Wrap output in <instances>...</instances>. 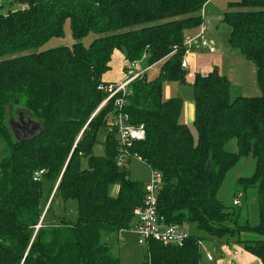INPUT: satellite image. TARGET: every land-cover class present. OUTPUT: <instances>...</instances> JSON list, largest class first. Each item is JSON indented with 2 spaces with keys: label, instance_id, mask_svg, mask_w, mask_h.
I'll use <instances>...</instances> for the list:
<instances>
[{
  "label": "trees",
  "instance_id": "obj_1",
  "mask_svg": "<svg viewBox=\"0 0 264 264\" xmlns=\"http://www.w3.org/2000/svg\"><path fill=\"white\" fill-rule=\"evenodd\" d=\"M13 1L25 6L2 13L0 0V264H120L101 235L130 229L145 184L130 178V158L121 157L115 130H109L112 101L97 110L105 97L97 87L107 83L102 76L115 49L129 63L159 66L151 80L131 82L124 106L130 122L145 130L129 152L160 173L157 213L204 233L190 234L180 247L151 242L140 264H200L204 239L242 242L264 264V0L230 2L238 10L222 17L230 27L228 46L254 64L261 94L232 96L230 81L216 68L195 73L196 140L179 121L182 99H163L162 85L186 83L184 41L203 24L200 11L209 0ZM66 21L72 46L39 50L63 35ZM90 33L95 36L84 46L80 41ZM20 104L40 126L23 142L4 119L9 106ZM100 131L104 150L98 156L93 148ZM232 140L236 151L226 148ZM248 157L253 171L236 179L240 195L233 197L255 194L253 224L240 222L236 207L219 198L227 173ZM44 181L52 184L47 203L58 198L71 210L51 224L41 213Z\"/></svg>",
  "mask_w": 264,
  "mask_h": 264
},
{
  "label": "rangeland",
  "instance_id": "obj_2",
  "mask_svg": "<svg viewBox=\"0 0 264 264\" xmlns=\"http://www.w3.org/2000/svg\"><path fill=\"white\" fill-rule=\"evenodd\" d=\"M3 3L2 13L8 10H16L23 8L25 5L20 4L13 0H1ZM238 0H209L207 4L200 11L203 14V23L206 27L205 37L208 40H213L215 48L214 53H208L203 49L196 50L191 54L186 52L183 55V60H187L189 63V70L186 71L185 84L180 82H164L162 85L163 99L169 97H179L183 101L182 113H190L193 105V93L191 87V80L193 78L194 70L199 73H207L208 71L216 68L218 72L227 77L231 83V95H243L246 97H256L261 94L260 88L256 81V71L254 64L243 57L237 50H233L228 46L227 40L229 37L230 27L222 20L225 12L238 10V8L228 7V3ZM193 31V30H192ZM198 28L194 30L197 32ZM94 34L90 33L84 37L80 42L84 46L88 44L94 38ZM74 40L71 36L69 24L66 21L64 24L63 35L61 37H53L46 43H44L39 50H45L57 46L71 47ZM141 74L140 78L146 77L147 80H151L158 74V65H154L150 68H145L144 61L139 63ZM129 66V62L125 59L124 53L120 50H114L111 55L110 68L106 71L102 79L106 80H118L122 78V73L125 74L124 68ZM146 69V70H145ZM183 69V68H182ZM185 70V69H184ZM136 72V71H135ZM125 77V76H124ZM22 104L18 106H9L5 112V121L10 127V121H18L19 114L25 116V111L22 110ZM181 120L184 121L183 117ZM180 120V121H181ZM190 131L196 140V130L191 124L189 126ZM103 138L104 132L100 131L97 136V143L94 145L93 153L95 155H103ZM227 150L236 151L235 141L232 140L227 146ZM3 144L0 143V160L4 157ZM253 160L248 158H241L238 164L227 173L223 186L220 189L219 198L225 202L228 206L233 205L237 212L239 211V221L248 218L251 224L257 221L256 210V196L251 190L243 193L240 196V205L235 206L232 201L238 199L236 194L235 181L239 177H248L253 171ZM82 166H86V160H82ZM129 176L134 181H139L143 184H147L151 180V168L144 162L137 158H131L129 165ZM52 184L48 181L43 182V197L41 201V213L44 215V223H49L55 220L56 215H67L71 210L65 211L63 203L60 199L54 198L51 202L47 203L48 196L51 191ZM117 187L111 188V195H116ZM236 194L235 198L233 195ZM73 204V203H72ZM74 205V204H73ZM68 210V209H66ZM44 213V214H43ZM132 226L130 227V229ZM185 231L190 235L204 236V233L197 229L195 225H184ZM132 230V229H131ZM246 234L244 233L243 236ZM101 241L107 242L111 247V252L116 255L120 264H140L143 256L145 255V248L137 243L136 236L132 231H120V235L117 234H102ZM201 260L200 264H262L261 261L247 252L242 242H222L215 243L210 239H204L200 243ZM236 252V254H234ZM210 255L213 259L207 260V256Z\"/></svg>",
  "mask_w": 264,
  "mask_h": 264
},
{
  "label": "built area",
  "instance_id": "obj_3",
  "mask_svg": "<svg viewBox=\"0 0 264 264\" xmlns=\"http://www.w3.org/2000/svg\"><path fill=\"white\" fill-rule=\"evenodd\" d=\"M206 27L204 23L199 26L198 31L194 35L187 36L184 41L185 52L190 53L194 50L203 49L208 53H214L215 48L213 42L205 37ZM141 62V61H140ZM140 62H131L126 68L125 77L122 81L112 83L107 82L100 84L98 90L105 93V97L99 104L97 110L104 107L109 101H112V112L108 116L109 130H115V137L119 152L122 158H137L142 159L136 154L129 152L133 142L142 141L145 138V130L143 124L134 125L130 122L128 114L124 111L127 96L130 93L129 86L135 79H140ZM181 67L187 68L186 60L181 61ZM136 71V72H135ZM143 162V161H142ZM44 174V170H38L34 173L33 179L39 180ZM160 183V173L151 171V180L145 184V194L143 204L134 210V217L130 227L135 236L137 243L145 248V253L148 254V249L151 242H158L163 245L182 246L189 234L184 227L175 223H167L165 219L157 213V191ZM235 206L240 205V200L233 201ZM40 223L35 226L38 228ZM213 258L208 255L207 260Z\"/></svg>",
  "mask_w": 264,
  "mask_h": 264
},
{
  "label": "crops",
  "instance_id": "obj_4",
  "mask_svg": "<svg viewBox=\"0 0 264 264\" xmlns=\"http://www.w3.org/2000/svg\"><path fill=\"white\" fill-rule=\"evenodd\" d=\"M197 32H194V31H191V32H188V35L190 36V35H194V34H196ZM210 41H212L213 42V40H210ZM196 50H194V51H191L189 54H191V53H193V52H195ZM206 51V50H205ZM188 54V53H187ZM188 54V55H189ZM111 61V60H110ZM186 63H187V68L185 69V71H190L189 69V63L187 62V60H186ZM109 65H110V63H109ZM125 71V70H124ZM195 72H194V74L195 73H199V72H197L196 70H194ZM211 71V70H210ZM210 71H208V72H210ZM207 72V73H208ZM189 73V72H188ZM194 74H193V77H194ZM200 74H202V73H200ZM204 74H206V73H204ZM203 74V75H204ZM124 76H125V74L124 73H122V78H120V79H118V80H111L110 78H107L106 80H103L104 82H112V83H116V82H120V81H122L123 79H124ZM192 81H193V78H192V80H191V83H192ZM167 99V98H166ZM183 108V107H182ZM183 117V119H184V121L183 120H181V118ZM193 119H194V104L192 105V107H191V110H190V113H185V115L183 116V113H182V110H181V113H180V116H179V121L180 122H182V123H184V124H186L188 127L192 124V122H193ZM54 222V220L52 221V222H49V224H51V223H53ZM126 231V230H125ZM120 235V232L117 234V236H119ZM104 242V241H103ZM104 243H106V244H108L107 242H104ZM234 254H236V252L234 253Z\"/></svg>",
  "mask_w": 264,
  "mask_h": 264
},
{
  "label": "water",
  "instance_id": "obj_5",
  "mask_svg": "<svg viewBox=\"0 0 264 264\" xmlns=\"http://www.w3.org/2000/svg\"><path fill=\"white\" fill-rule=\"evenodd\" d=\"M21 118H22V115H19V120H22ZM10 126H11V130L13 132L15 139L20 142L30 140L34 136L40 133L39 123L31 119H28V122L24 124V126L27 129V133L24 136L18 134L13 121H10Z\"/></svg>",
  "mask_w": 264,
  "mask_h": 264
},
{
  "label": "flooded vegetation",
  "instance_id": "obj_6",
  "mask_svg": "<svg viewBox=\"0 0 264 264\" xmlns=\"http://www.w3.org/2000/svg\"><path fill=\"white\" fill-rule=\"evenodd\" d=\"M19 115H21V114H19ZM21 119L22 120H19V116H18V121L14 122V125H15V128H16L18 134L24 136L27 133V129L24 126V124L28 122V119H27V116H24L23 114H22Z\"/></svg>",
  "mask_w": 264,
  "mask_h": 264
}]
</instances>
